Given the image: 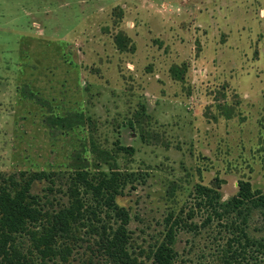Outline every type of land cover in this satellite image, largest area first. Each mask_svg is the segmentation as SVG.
<instances>
[{
  "label": "rangeland",
  "instance_id": "1",
  "mask_svg": "<svg viewBox=\"0 0 264 264\" xmlns=\"http://www.w3.org/2000/svg\"><path fill=\"white\" fill-rule=\"evenodd\" d=\"M73 113L92 122H45ZM91 132L135 151L117 165L144 177L118 198L136 246L161 241L172 207H195L197 184L225 200L240 180L264 191V0H0V171H66L76 151L92 161ZM196 213L176 264H223L233 229ZM249 226L264 238L259 213ZM252 249L233 264H264Z\"/></svg>",
  "mask_w": 264,
  "mask_h": 264
},
{
  "label": "trees",
  "instance_id": "2",
  "mask_svg": "<svg viewBox=\"0 0 264 264\" xmlns=\"http://www.w3.org/2000/svg\"><path fill=\"white\" fill-rule=\"evenodd\" d=\"M120 44L125 46L121 40ZM87 120L92 122L84 113H73L52 115L45 122L71 132L88 125ZM92 135L84 150L93 156L92 161L76 151L66 171H0V264H176L180 234L201 230L195 221L196 210L208 213L203 227L217 221L233 229L234 237L222 251L223 264H233L243 254L247 257L248 248H253L257 262L264 260V238L251 237L249 232L256 213L264 220V191L249 180H240L237 195L226 200L219 189L197 184L195 207H172L163 221L161 241L147 248L136 246L131 213L118 204V198L130 186L136 189L144 177L121 171L117 165L122 152L132 155L135 151L119 144L112 151L104 149ZM61 181L65 189L58 191ZM39 184H49L42 194L35 191ZM57 192L67 198L60 207L50 197ZM175 193L174 187L169 189L170 198ZM236 244L238 253L233 251Z\"/></svg>",
  "mask_w": 264,
  "mask_h": 264
}]
</instances>
